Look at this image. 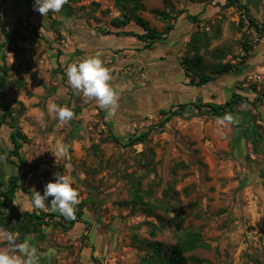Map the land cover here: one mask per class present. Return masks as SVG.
Listing matches in <instances>:
<instances>
[{"label":"rangeland","instance_id":"1","mask_svg":"<svg viewBox=\"0 0 264 264\" xmlns=\"http://www.w3.org/2000/svg\"><path fill=\"white\" fill-rule=\"evenodd\" d=\"M128 1L68 0L59 13L42 17L33 11L35 0H0L8 33L6 40L0 32V65L8 69L0 104L27 139L19 156L29 166L13 156L12 130L0 127V192L18 178V214L54 216L35 234L7 230L16 234L14 243L0 240V249L26 264H157L153 245H162L166 258L192 233L208 248L185 254L186 264H264V0L256 8L250 0H140L135 7ZM121 7L158 33L168 22L174 30L142 50L136 38L110 35L143 34L133 23L110 26ZM153 11L168 14L167 21ZM191 37L195 54L186 47ZM90 57L102 60L120 93L113 115L68 84V66ZM225 64L240 75L233 70L195 85ZM232 93L246 103L228 114L233 123L222 125L202 106L224 104ZM51 103L75 118L59 123ZM58 142L69 147L70 159L54 157ZM55 172L69 176L80 193L73 226L70 219L59 226L64 216L50 207L32 205L33 189L43 194Z\"/></svg>","mask_w":264,"mask_h":264},{"label":"trees","instance_id":"2","mask_svg":"<svg viewBox=\"0 0 264 264\" xmlns=\"http://www.w3.org/2000/svg\"><path fill=\"white\" fill-rule=\"evenodd\" d=\"M139 2L140 0H129L128 1V3L134 5V7L137 6ZM229 5L230 4H226L224 5V7H229ZM244 10L246 13H248L247 8H244ZM121 11H122L121 17L113 18L110 21V26L115 30H122L126 28L130 23H133L135 24V26H137L143 31V34L135 35V34H131L128 32H119V33L110 34V35L136 38L138 42L143 44L142 50H149L152 48V46L156 42L165 41L170 35V33L174 30L173 25L168 22L164 31L161 33H158L154 31L153 29H151L145 20L136 16L135 15L136 12L134 9H125V7H121ZM181 13L182 12L178 13L174 18H171L172 19L171 21L173 20L176 21V19H178L181 16ZM152 14L154 17H157L160 21H163V22H166L169 17L168 14L164 12L153 11ZM190 19H194V18H190ZM0 32L6 38V40H8V33L6 31L4 24L2 23L1 15H0ZM186 47H187L188 52H192L194 54L198 52L197 41L195 40L194 37H191ZM193 59H195V63H193V65L195 67L199 66L200 58L194 56ZM181 61L182 62L180 63V66L183 69L185 77L188 78L189 74L192 73V71L190 72V70L187 67H185V64L188 63V60L184 58ZM182 66H184V68ZM233 70L236 71L235 73L236 76L240 75L239 68H235V66L229 65V64L211 68L210 74H209L210 76L208 75L201 76L199 78L198 83L195 85L204 86L205 84L214 81L215 78L217 77H221V76H224V75H227L233 72ZM197 72L198 71L195 70L194 73H197ZM7 75H8V69L0 65V91L4 89ZM244 103H246V98H243L236 93H232L229 100H227L224 104L206 103V104H203L202 107L207 108L212 117L221 119L225 115L235 113L236 107L239 104H244ZM198 109H199V106H198ZM161 113L168 114L169 112L168 113L161 112ZM14 121L15 120H14L12 111L7 106L0 104V127L6 126L12 130L10 134V142L13 146V152H12L13 156L16 157V159L20 162L21 166L29 167L26 164V162L19 156V151L22 145L27 142V139L17 128ZM144 138H145V135L143 134L139 136L137 140L129 139L128 143L131 144L136 141H142ZM17 182H18V178H11L9 182V188L6 191L0 192V199H1L0 200V209H1L0 228L10 230V231L17 230L20 233L25 234V235L32 234V233L34 234L38 233L40 232V229L43 226L46 227L49 225L48 222H45V219L48 218L50 221H52L54 216L52 214L36 215L33 213L30 214L27 212L24 213L23 215L18 214L13 204V198L18 189ZM138 194H139L138 191H136L134 194L135 199L140 200ZM6 213H8L9 216H7ZM79 215H80V212L75 213L76 218L74 220H70L69 226L74 225V223L76 222V219H79ZM61 219L63 223L58 224V225L61 227H64V224L68 223V219L65 217H62ZM11 221H15L16 224L10 227L9 223H11ZM151 236L153 237L154 233H151ZM199 248L206 249L208 247L206 246V244H204L199 239V237L196 234L186 233L185 235L179 238L177 244L174 246V248H172L168 257L166 258L160 257L162 245L160 244L153 245L152 259L157 264H186L187 259L184 257V255L196 249H199ZM189 260L193 263H198L196 259L190 258Z\"/></svg>","mask_w":264,"mask_h":264},{"label":"clouds","instance_id":"3","mask_svg":"<svg viewBox=\"0 0 264 264\" xmlns=\"http://www.w3.org/2000/svg\"><path fill=\"white\" fill-rule=\"evenodd\" d=\"M67 3L68 0H35L33 11L44 17L49 12L59 13ZM66 75L74 95L81 97L86 102L94 100L109 115L115 114L119 107L120 93L112 87L110 83L112 75L100 58H85L78 64L69 65ZM48 110L55 114L56 120L61 124L68 123L75 118L72 110L55 103H51ZM233 122L230 115H225L219 120L222 125ZM52 154L56 159H70L69 147L63 142L57 143L55 152ZM53 177L54 182L49 181L44 186L43 194L33 189L32 205L37 210L50 207L65 218L74 220L76 206L81 202L80 193L73 187L69 176L55 172ZM15 236L16 234L0 228V240L11 245L14 243ZM0 264H26V262L19 256L11 254L9 250L0 249Z\"/></svg>","mask_w":264,"mask_h":264},{"label":"water","instance_id":"4","mask_svg":"<svg viewBox=\"0 0 264 264\" xmlns=\"http://www.w3.org/2000/svg\"><path fill=\"white\" fill-rule=\"evenodd\" d=\"M251 5L256 8L257 7V3H259V0H250Z\"/></svg>","mask_w":264,"mask_h":264},{"label":"crops","instance_id":"5","mask_svg":"<svg viewBox=\"0 0 264 264\" xmlns=\"http://www.w3.org/2000/svg\"><path fill=\"white\" fill-rule=\"evenodd\" d=\"M182 70V69H181ZM182 72H183V70H182Z\"/></svg>","mask_w":264,"mask_h":264}]
</instances>
